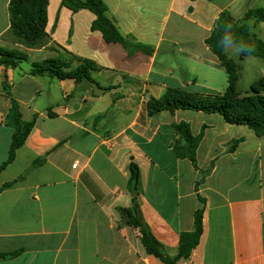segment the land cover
<instances>
[{
  "label": "crops",
  "instance_id": "0c3cea01",
  "mask_svg": "<svg viewBox=\"0 0 264 264\" xmlns=\"http://www.w3.org/2000/svg\"><path fill=\"white\" fill-rule=\"evenodd\" d=\"M102 1L120 32L152 47L151 55L128 58L121 45L92 31V12H73L63 0L47 4L46 32L59 51L49 49L51 42L26 48L10 37L11 0H0V48L27 55L17 67L0 66V166L15 132L14 102L23 121L35 120L15 161L0 171V189L16 182L0 193V254L18 253L0 264H163L121 213L134 198L132 162L140 168L142 217L172 258L204 209L200 244L177 264H264V136L220 114L148 111L169 90L224 95L228 74L207 40L224 14L243 20L264 9V0ZM249 24L264 42V21ZM231 46H240L227 43L225 55L241 65L237 90L244 95L264 80V58L241 61L240 51L236 60ZM66 52L96 68L80 81L31 73L36 63L65 60ZM67 63L70 71L79 66ZM181 122L195 137L206 127L199 170L173 150L184 143L174 128ZM234 141L240 143L232 151Z\"/></svg>",
  "mask_w": 264,
  "mask_h": 264
},
{
  "label": "trees",
  "instance_id": "16d2710c",
  "mask_svg": "<svg viewBox=\"0 0 264 264\" xmlns=\"http://www.w3.org/2000/svg\"><path fill=\"white\" fill-rule=\"evenodd\" d=\"M47 4L48 0H11L9 5L10 37L29 49H38L47 46L50 42L52 43L50 35L46 32ZM62 5L73 12L80 10L92 12L96 16L91 27L92 31L100 32L108 44L121 45L128 58H133L140 53L151 55L154 52L152 47L137 43L132 37L124 36L120 32L115 20L109 14L108 6L102 0H63ZM253 20L258 22L264 21V9L251 10L240 21L235 20L228 14H224L219 21L218 27L207 40L208 46L214 55L218 57L221 66L225 68L228 74L229 86L224 95H201L184 90H169L161 100L152 101L149 104V114L155 115L162 111L174 113L179 109L220 114L228 123L248 126L259 134L258 129L245 113L249 112L246 105H252L253 101L258 105H263L264 100L259 94L258 86L262 85L264 80L254 84L248 93L244 95L239 94L237 83L241 65L234 63L225 55V46L227 44L225 41H227L236 43L240 47H245V51H241V61L249 55L264 58V42L256 37L252 32V26L249 24ZM48 47L54 51L55 49H60L56 43H52ZM66 54L73 61L79 63V66L75 70L70 71L69 64L64 60L49 59L42 63L34 64L31 73L35 76L46 75L60 80L75 79L80 81L87 78L90 72L96 68L91 61L79 59L68 52ZM26 60L27 55L23 51L0 48V66L7 68L17 67ZM13 106L15 132L9 157L0 166V171L15 161L17 150L25 144L35 125V120L31 122L23 121L19 106L15 102ZM240 113L243 115H240ZM174 128L184 141L183 144L176 142L173 145L177 158L190 160L193 167L199 170L197 151L206 127L203 128L201 134L197 137L192 134L190 124L188 123L181 122L175 124ZM259 135L264 136V133ZM239 143L240 141H234L231 150L234 151ZM41 163L42 161L38 160L34 165L36 166ZM208 173H210V169L202 172L203 177ZM15 183L14 181L4 185L0 189V193L14 186ZM139 187L140 168L136 163L132 162L130 164L128 190L138 196ZM137 196L133 198L132 207L122 209L121 213L127 225L140 230L141 241L147 253L160 259L163 264H177L182 259H188L192 251L200 244L203 234L204 209H199L195 213L194 231L184 232L180 235L178 255L172 258L156 238L150 226L144 221ZM199 199L204 203L203 199ZM17 254H0V262L11 259Z\"/></svg>",
  "mask_w": 264,
  "mask_h": 264
},
{
  "label": "rangeland",
  "instance_id": "374dc122",
  "mask_svg": "<svg viewBox=\"0 0 264 264\" xmlns=\"http://www.w3.org/2000/svg\"><path fill=\"white\" fill-rule=\"evenodd\" d=\"M231 47H234V48H232V49L229 50V55L231 57H233L234 59L239 60L240 52L237 51L238 47L237 46H231ZM55 51H59V50L58 49H55ZM62 55H64V58H65L64 61L65 62H70V63H74L75 62L68 55H66V54H62ZM251 78H252V75L249 74V72H247L244 75L243 82L239 84V89L242 90L243 92L248 91L249 88H250L249 87V82H250V79ZM258 89H259V92H260L259 93L260 96L264 100V83L262 85H259L258 86ZM246 107L249 110L248 113H245L246 116L250 120H252L253 125L258 129L257 131H258L259 134L264 133V101H263V105H258L255 101H253L252 102V105H246ZM240 115H243V114L240 113Z\"/></svg>",
  "mask_w": 264,
  "mask_h": 264
},
{
  "label": "clouds",
  "instance_id": "9594fccd",
  "mask_svg": "<svg viewBox=\"0 0 264 264\" xmlns=\"http://www.w3.org/2000/svg\"><path fill=\"white\" fill-rule=\"evenodd\" d=\"M225 43H229V42L225 41ZM237 51L238 52L245 51V47L244 46H241L240 48L237 49Z\"/></svg>",
  "mask_w": 264,
  "mask_h": 264
},
{
  "label": "built area",
  "instance_id": "2783aa9c",
  "mask_svg": "<svg viewBox=\"0 0 264 264\" xmlns=\"http://www.w3.org/2000/svg\"><path fill=\"white\" fill-rule=\"evenodd\" d=\"M74 167H75V168L77 167V163L74 165Z\"/></svg>",
  "mask_w": 264,
  "mask_h": 264
},
{
  "label": "water",
  "instance_id": "95a60500",
  "mask_svg": "<svg viewBox=\"0 0 264 264\" xmlns=\"http://www.w3.org/2000/svg\"><path fill=\"white\" fill-rule=\"evenodd\" d=\"M136 196V194H133V197H135Z\"/></svg>",
  "mask_w": 264,
  "mask_h": 264
}]
</instances>
